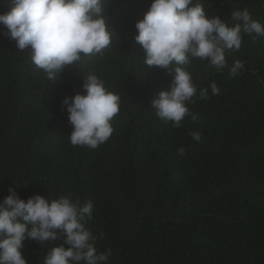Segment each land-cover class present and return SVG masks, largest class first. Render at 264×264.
<instances>
[{
  "label": "trees",
  "instance_id": "obj_1",
  "mask_svg": "<svg viewBox=\"0 0 264 264\" xmlns=\"http://www.w3.org/2000/svg\"><path fill=\"white\" fill-rule=\"evenodd\" d=\"M200 2L228 26L244 8L264 25V0ZM151 3L105 0L111 46L56 80H46L31 48L19 50L0 24V201L10 188L25 201L36 194L91 201L86 227L97 252L111 249L107 264H264V36L244 35L238 51L225 52L223 69L192 58L185 67L198 92L187 106L197 119L189 115L173 127L150 103L173 77L146 67L135 40ZM12 7L0 0V14ZM235 61L244 68L232 78ZM89 74L120 97L113 134L95 149L71 145L69 114L61 110L65 97L84 94ZM202 88L208 99L199 98ZM61 244L26 239L21 252L27 264H44Z\"/></svg>",
  "mask_w": 264,
  "mask_h": 264
},
{
  "label": "clouds",
  "instance_id": "obj_2",
  "mask_svg": "<svg viewBox=\"0 0 264 264\" xmlns=\"http://www.w3.org/2000/svg\"><path fill=\"white\" fill-rule=\"evenodd\" d=\"M12 3L10 11L0 14V24L6 26L5 34L19 50L31 48L30 60L46 74V80L58 79L67 66L76 65L85 56L103 55L111 46L105 0ZM135 27V40L144 51V65L166 69L173 77L169 88L151 100V107L158 118L177 128L186 116L197 119L187 106L194 103L198 92L185 67L191 59L223 69L227 65L225 52L238 51L244 35L264 36V25L254 20L247 8L234 10L228 26L217 15L207 16L200 0H152ZM243 68L241 61H235L230 76L237 77ZM82 88L84 94L64 98L61 110L69 114L71 145L95 149L113 134L112 121L120 111V97L95 74L85 78ZM210 89L213 95L220 93L215 82ZM199 98L208 99V88L199 89ZM192 139L201 142V134L193 132ZM178 153L183 156L184 149ZM92 215L91 201L81 206L70 194L51 202L36 194L25 201L10 188L9 195L0 201V264H27L21 252L26 239L45 246V242L60 238L63 244L47 251L44 264H107L111 249L97 252L96 237L86 227Z\"/></svg>",
  "mask_w": 264,
  "mask_h": 264
}]
</instances>
